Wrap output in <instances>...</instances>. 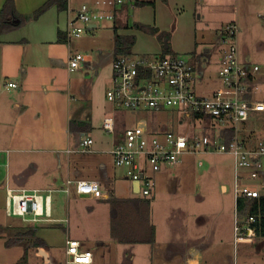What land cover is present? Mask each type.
I'll list each match as a JSON object with an SVG mask.
<instances>
[{"label": "rangeland", "instance_id": "rangeland-1", "mask_svg": "<svg viewBox=\"0 0 264 264\" xmlns=\"http://www.w3.org/2000/svg\"><path fill=\"white\" fill-rule=\"evenodd\" d=\"M141 1H153L154 6L144 4L131 9L129 28L119 29V35L136 36L137 42L133 47V52L138 55H144L146 52H162L166 40L170 45V51L176 53H185L196 49L199 54L206 55L205 46L211 47L212 51L208 56L206 66L197 63L200 77L196 88L198 92L214 90L216 85L221 82L218 64L220 46L217 43L219 36L216 31L218 20L216 13L219 9L216 6H211L213 10L209 11L210 6L207 5L211 4V0H205L206 2L203 0L202 4H199L198 0ZM240 6V52L242 55L249 54L253 62L260 67L253 83L251 98L254 101L264 102V2L253 6L244 0V2H240ZM135 23L156 26L160 33L152 34L140 30L135 27ZM111 27L112 25L108 22L97 30L95 38L74 41L76 45L80 42L79 50L92 53L98 62V66L93 63L86 64L85 71H83L88 78L87 81H84L85 93L91 101L82 115L95 126L94 130L85 131L84 134H90L93 138L97 132L101 131L100 127L105 114L112 113L114 109L106 95L111 86L115 47L114 31ZM159 35H162V38ZM165 36L167 37L165 38ZM152 56H156V54ZM96 69L100 71L98 76ZM145 115L140 112L139 118ZM159 116L154 118V123L157 126H166L181 133L213 134V129L208 122H198L187 118H181L182 122H179V115L172 117L166 112ZM135 122V118H127L126 124L132 126L135 125ZM241 127L244 126L241 124ZM247 127L256 130V132L249 133L251 141L255 138L264 141V112H251ZM7 133L8 128L0 126V183L4 182L2 184H5L0 187V234H3L0 235V240L6 237L7 240L13 241L18 238L20 233L29 228H35L36 234L46 241L48 250L57 264H66L68 237L83 239L87 243L89 238L95 242L96 238L99 239L96 242L97 246L91 245V247L96 246L97 256L94 264H191L190 260L196 258V253H193L195 249H199L201 255L198 262L192 264H264V237L256 236L253 243L235 241V198L229 168L233 159L229 156L218 153L185 154L187 168L176 176L179 178L171 184L170 193L162 192L163 194H157L155 199L154 197V200L152 199V219L158 231L156 244L154 246L122 244L111 239L110 224L106 225V218L102 213H88L91 206L99 208L95 198L80 199L81 197L72 190L69 195L63 193L60 189L62 185H66L65 181L63 184L56 182L51 186V189L55 190L51 193L52 218L68 217V222L30 224L24 222L21 217L8 216L5 210L7 185H13L14 179H17L18 185L25 186L36 184L39 181L42 182L41 184L52 182L54 171L59 172V170L57 167L50 166L51 164L48 162L51 159L49 157L42 160L41 164L36 165V168L33 165L29 166V161L26 160H23L26 162L25 169L24 166H17L19 158L16 157L15 160L13 153L10 158L8 156L10 153L8 154L4 149L8 140ZM102 133L105 135L103 131ZM106 138L111 140L110 135H107ZM73 146L78 150L80 148L77 144H73ZM71 155L72 157L92 159L96 154L76 150ZM106 156V163L110 168L112 166L111 157L108 154ZM9 162L10 165H8ZM8 171H11L9 172L11 181H9ZM155 174L151 171L152 176ZM222 180L227 181L226 191L221 188ZM7 182L8 184H6ZM35 238H24L22 244L26 249V256L21 263L50 264L41 257L36 259L30 256L35 250L31 245ZM166 251L168 256L162 254ZM171 251L174 252L173 255Z\"/></svg>", "mask_w": 264, "mask_h": 264}, {"label": "crops", "instance_id": "crops-1", "mask_svg": "<svg viewBox=\"0 0 264 264\" xmlns=\"http://www.w3.org/2000/svg\"><path fill=\"white\" fill-rule=\"evenodd\" d=\"M47 1L49 0H0V23L2 20V10L5 8L7 17L6 20L13 24V28H11V30L0 34V126L8 128V140L4 146V149L8 154L10 153L8 155L10 158L12 153L15 154V160L16 157L19 158L16 165L21 167L24 166V169L26 167V162L23 160L29 161L28 165H33L36 168V165L41 164L42 160H45L47 157H49V159H51V161L48 162L51 164L50 166L55 168L57 167V170H59V172L54 171L55 173L52 182H45L44 184H41L42 182L39 181L36 184L25 186L18 185L19 182L16 181L17 179H14V184H17L18 186L13 184L14 186L11 185V187L18 189L26 188L53 190L51 189L52 184H55L56 182L63 184V182H67L68 179L76 181H98L103 194L102 197L81 196L76 193L74 187L71 190L81 197L80 199H89L92 197L95 198L94 200L97 205H99V208L97 209L95 206H91V209L88 213H102L106 218V225L110 224L111 239L117 241L111 233L112 217L111 204L109 201L115 199L118 201L128 202L129 200L142 198L140 196H136L135 192L137 188H135L133 186L134 183H132L127 178L125 170L115 166L113 155L111 153L114 143L120 140L125 128L121 121L122 117L127 118V116L122 110H117L120 115V119L115 136L108 134L103 129V120L100 127L101 131L97 132V135H95L94 138L91 137L90 134H84L85 131L94 130L95 126L92 122L88 121L84 115H82V112H85V109L88 108V103L90 104L91 101V99L85 93L84 81H87L88 78L86 73L83 71H85L86 64L93 63L98 66V62H96L92 53L79 50L80 42L77 43V45L74 42L75 40L80 41L83 39L86 40L88 38H95L97 30L103 24H107L108 22L101 23L95 28H92V30L87 32L81 38L69 39L67 35V29L70 15L76 13L83 4H93L96 0H68L66 10L60 11L57 6H53L46 10L38 18H34V13ZM211 1V4L209 3L207 5L210 6L209 11L213 10L211 6H216L219 9V11L216 13L218 15L216 31L219 36L217 43L220 46L218 51H220L221 56L224 49V47L219 43L222 27L225 26L229 17L232 15L237 17L239 24L241 23L240 2L242 3L244 0ZM145 2H147L146 4L153 3L152 5L154 6L153 1ZM198 2L199 4H202L203 0H198ZM204 2L206 1L204 0ZM245 2L255 6L264 2V0H245ZM233 5L237 7L236 13L230 10V7ZM138 6H140V4L135 3V5L132 7L125 6L119 9L116 13L115 20L113 22H109L112 25L111 28L114 31V41L116 33L119 34V29L129 28V12L131 9H134ZM14 10L17 13L16 16H13L12 14ZM22 21H24V23L21 25ZM166 41L168 44V40ZM166 41L163 45L162 52H146L144 55H138L133 52V54L138 56H152L153 54L164 55V46L166 48ZM237 45L241 61L246 65L256 64L253 62V59L249 54H241L239 48V33L237 36ZM168 47H170L169 44ZM204 51L206 55L199 54L196 49L185 53H176L172 51L170 53L192 56L193 62L196 64V66L197 63H200L205 67L206 62L209 59L208 56H210L212 49L211 47L205 46ZM71 52H83L89 55V60L86 61L82 69L75 71L69 69L68 58ZM113 55L114 57L112 60V65L116 58L115 47ZM99 73V70L96 71L97 76ZM112 75L113 72L111 74V82ZM10 83L16 84V87L10 86ZM220 85L221 82L218 83L215 88ZM212 91L213 90L208 92L211 93ZM248 97L252 99L251 93L248 95ZM108 114L111 113H107L105 116ZM159 115H161V113ZM249 121L242 125L244 127L240 128V137L248 148L253 149L255 148L256 144L262 140L255 138L251 141L249 138V133L251 134L256 132V130L252 128L248 129L247 123ZM155 128L158 127L155 126ZM211 128L213 129V134L211 136L214 137L215 128ZM102 131L105 133V135L102 133ZM106 134L111 136V140L106 138ZM84 136H90L94 140L92 149L87 151L96 154L92 159L72 157L71 155V153L76 150L83 152L81 148H79V144L80 139ZM73 144H77L79 150L75 149ZM215 153L226 155L233 159V163L229 168L231 173L230 181L233 183L234 188V214L236 216V212L239 213V211L237 209V200L235 196L236 175L234 157L230 154L220 152L200 154L208 155ZM106 154L110 155L111 157L110 163L112 166L110 168L106 163ZM186 160V157L183 156L178 163L165 166L162 170L156 172V174L153 176L155 190L153 192L154 195L150 197L151 199H153V197L155 199L157 194H163L162 192L170 193L169 188L171 184L179 178L176 176H178L181 171H185L187 168ZM48 163L47 165H49ZM44 164L46 163L44 162ZM8 165H10V162ZM9 172L11 171H8V173ZM8 177L9 181H11L10 173ZM226 182L227 181L222 180L221 188L223 191H226L228 188ZM257 183H264V168L260 172V178L257 180ZM64 187L65 185H62L61 189ZM152 204L153 201L151 202V205ZM240 215L242 217L246 216L242 214ZM52 219L53 220L49 221L48 223H62L64 219H67L68 221V217ZM150 221L155 226V238L153 243L144 242L122 244H149L154 246L157 241L158 231L156 224L152 219L151 207ZM36 237L38 240H42L43 243L38 247H34L35 250H33L31 255H29L36 259L41 257L50 264H57L54 262V258L48 250L46 241L37 234ZM76 239L80 241L81 248L83 250H90L93 252V262L95 263L97 256L95 247L97 246L96 242L99 241V239L96 238L95 242V240H91L89 238L88 243L86 240L84 241L83 239L79 238ZM22 242L23 240H18L16 238L13 241L9 239L7 240L6 237L5 239H1L0 264H21L26 255V249ZM31 245L34 246L33 244ZM91 245L96 246L91 247ZM41 251L43 252L42 254ZM171 253L172 255L174 254L173 251H171ZM193 253H196V258L190 260L191 264L197 263L201 255L199 249H195ZM162 254L168 256L167 251L162 252Z\"/></svg>", "mask_w": 264, "mask_h": 264}, {"label": "built area", "instance_id": "built-area-1", "mask_svg": "<svg viewBox=\"0 0 264 264\" xmlns=\"http://www.w3.org/2000/svg\"><path fill=\"white\" fill-rule=\"evenodd\" d=\"M137 1L96 0L93 4H83L70 15L68 38H81L99 24L113 22L119 9L132 7ZM230 10L236 13L237 7L233 5ZM239 30L238 19L233 15L222 27L219 41L224 47L219 60L221 85L211 93L197 91L200 75L192 56L130 54L115 58L112 82L106 94L114 109L103 118V129L115 136L120 119L117 110H122L129 119H136L135 125L127 126V118L122 117L125 126L122 137L111 149L115 166L124 169L132 183H138L136 196L152 197L154 179L151 171L156 173L165 166L176 164L185 154L209 152L234 157L236 200L263 194L264 183H257V180L264 168V141L250 149L240 137V125L250 120L251 112H264L263 101L248 97L260 67L241 61L237 45ZM88 60V54L71 52L69 69H82ZM10 86L16 87V84L10 83ZM140 112L146 115L139 118ZM164 112L172 117L179 115L180 121L181 118L193 119L195 116L198 122H208L215 128V136L181 133L166 126H157L154 118ZM228 129L234 130L229 141L226 140ZM93 144V138L84 136L79 145L83 152H87ZM2 183L0 187L5 185ZM73 187L81 196H103L96 180L68 179L60 191L69 195ZM54 191L18 189L7 185L6 213L21 217L30 224L52 221L51 193ZM235 217V241L255 242L256 218L252 215L242 217L238 212ZM63 222L68 221L64 219ZM93 261L92 251L83 250L79 240L67 238L66 264H92Z\"/></svg>", "mask_w": 264, "mask_h": 264}, {"label": "trees", "instance_id": "trees-1", "mask_svg": "<svg viewBox=\"0 0 264 264\" xmlns=\"http://www.w3.org/2000/svg\"><path fill=\"white\" fill-rule=\"evenodd\" d=\"M136 3L144 5L147 2L138 0ZM67 5L68 0H49L34 13V18H38L41 14L53 6H57L60 11L66 10ZM12 14L13 16L17 15L15 10ZM6 18L4 8L2 10L0 34L13 28V24L7 21ZM23 23L24 21L21 22V25ZM135 27L152 34L160 33V30L155 26L135 24ZM160 36L162 38V35H159V37ZM166 37L167 36H165V38ZM136 41L137 38L135 35H119L116 33L115 56L133 54V47L135 46ZM170 52V47L165 48L164 46V55H170ZM193 119L196 120V117L193 116ZM233 136L234 130L228 129L226 132V140H231ZM109 202L111 204L112 217L111 233L117 241L121 243L154 242L155 226L150 221L151 198H137L129 200L128 202L114 199ZM237 209L242 215H252L256 218V222L254 223L256 236L264 237V194L255 198L239 197L237 199ZM25 237L29 239L36 237V229L29 228L27 231L20 233L17 239L24 240ZM35 239L32 243L34 245L33 247H38L43 243L42 240H38V238L36 240Z\"/></svg>", "mask_w": 264, "mask_h": 264}, {"label": "water", "instance_id": "water-1", "mask_svg": "<svg viewBox=\"0 0 264 264\" xmlns=\"http://www.w3.org/2000/svg\"><path fill=\"white\" fill-rule=\"evenodd\" d=\"M166 48H168L167 41H166ZM133 186H134L135 188L138 187V183H134Z\"/></svg>", "mask_w": 264, "mask_h": 264}]
</instances>
